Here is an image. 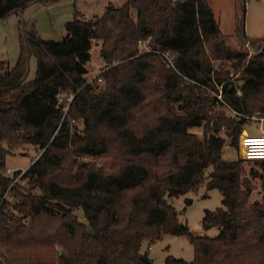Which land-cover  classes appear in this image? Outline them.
Masks as SVG:
<instances>
[{
    "label": "trees",
    "instance_id": "obj_1",
    "mask_svg": "<svg viewBox=\"0 0 264 264\" xmlns=\"http://www.w3.org/2000/svg\"><path fill=\"white\" fill-rule=\"evenodd\" d=\"M51 1L0 0V19ZM236 3L238 48L208 0L75 12L60 41L20 19L17 60L0 61V264H149L143 243L166 234L194 248L192 261L168 256L166 264H264V177L262 199L251 203L242 161L224 157L247 118L264 119V40L246 35V0ZM93 45L103 87L89 83ZM26 146L41 155L8 176L7 157ZM204 184L222 196L202 220L220 229L215 237L195 235L171 203Z\"/></svg>",
    "mask_w": 264,
    "mask_h": 264
},
{
    "label": "rangeland",
    "instance_id": "obj_2",
    "mask_svg": "<svg viewBox=\"0 0 264 264\" xmlns=\"http://www.w3.org/2000/svg\"><path fill=\"white\" fill-rule=\"evenodd\" d=\"M208 2L218 21L222 36L228 40L230 45L238 48L239 41L236 38L235 30L238 24V16H240V9L236 0H208ZM110 4L122 6L124 0H55L47 3H38L30 6L22 19L27 24L28 29L35 25L45 41H60L66 35L65 24L73 20L75 12L85 18L101 16ZM19 24L20 19L15 16L4 20L0 19V61L9 62L10 66L15 64L19 55ZM245 32L249 38L264 40V0H246ZM141 49L147 50V44L141 45ZM214 65L216 70H226V62L216 61ZM89 66L94 68L91 69L89 78L97 76L101 68H103L99 47L96 45L92 47ZM36 67V59L32 58L28 80L34 79ZM104 85L105 81L101 86L103 87ZM211 95L215 96L212 93ZM70 98V96L66 95L62 97V104L66 106L70 102ZM220 110L230 116V111L226 106L225 108H220ZM194 132L201 135L202 128L196 129ZM251 136H264V119L247 118V123L243 127L237 148L226 146L224 157L228 160L237 159L242 161L245 177L252 184L250 202L253 203L256 201L260 202L262 199L264 165L255 162L256 160H247L243 156L242 140ZM41 153L42 151L32 146H26L17 151L16 154L7 157L5 168L25 170L30 167L33 159L38 158ZM83 161L90 165L101 163L94 159H84ZM186 199H191V204L186 205ZM171 203L176 208L178 219L183 223H187L195 235L215 237L220 233L218 228L205 230L202 225L206 210L214 211L222 206V196L218 190H207L204 184L197 193H188L171 200ZM76 214L85 221L81 212ZM141 252L143 254L147 253L149 260L152 262L151 264H166L165 260L168 256L181 258L186 261H192L194 258V248L188 238L169 234L164 235L161 240L152 245L144 242Z\"/></svg>",
    "mask_w": 264,
    "mask_h": 264
},
{
    "label": "built area",
    "instance_id": "obj_3",
    "mask_svg": "<svg viewBox=\"0 0 264 264\" xmlns=\"http://www.w3.org/2000/svg\"><path fill=\"white\" fill-rule=\"evenodd\" d=\"M102 72L98 73L97 76H95L94 78H92L89 83H96L98 85H102L104 82L103 76L101 75ZM239 95H241L240 92H238ZM221 98V97H219ZM72 100V97L70 98V101ZM60 103L61 99H60ZM70 102H68V104L64 107V110L67 111L68 109V105ZM234 114L236 115V113L234 112ZM242 145H243V156L247 159V160H258V161H262L264 160V136L260 137V136H251V137H247L244 138L242 140ZM16 171L13 169H7L6 174L8 176H12V174ZM25 172V170H22L21 175ZM3 202V197L0 196V204Z\"/></svg>",
    "mask_w": 264,
    "mask_h": 264
},
{
    "label": "water",
    "instance_id": "obj_4",
    "mask_svg": "<svg viewBox=\"0 0 264 264\" xmlns=\"http://www.w3.org/2000/svg\"><path fill=\"white\" fill-rule=\"evenodd\" d=\"M244 133H246V132H244ZM87 232H88L89 234H91V235H95V231H94L93 228H88V229H87ZM148 263L151 264V263H152L151 260H148Z\"/></svg>",
    "mask_w": 264,
    "mask_h": 264
},
{
    "label": "crops",
    "instance_id": "obj_5",
    "mask_svg": "<svg viewBox=\"0 0 264 264\" xmlns=\"http://www.w3.org/2000/svg\"><path fill=\"white\" fill-rule=\"evenodd\" d=\"M28 9V8H27ZM26 9V10H27ZM26 10L23 12V14L22 15H20V16H15V17H17V19H21V18H23V15H24V13L26 12Z\"/></svg>",
    "mask_w": 264,
    "mask_h": 264
}]
</instances>
